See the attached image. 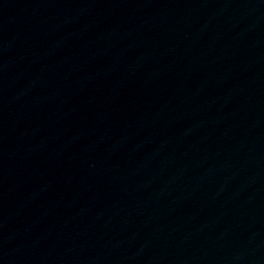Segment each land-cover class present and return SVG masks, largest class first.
Returning a JSON list of instances; mask_svg holds the SVG:
<instances>
[{"label":"water","instance_id":"95a60500","mask_svg":"<svg viewBox=\"0 0 264 264\" xmlns=\"http://www.w3.org/2000/svg\"><path fill=\"white\" fill-rule=\"evenodd\" d=\"M0 264H264V0H0Z\"/></svg>","mask_w":264,"mask_h":264}]
</instances>
